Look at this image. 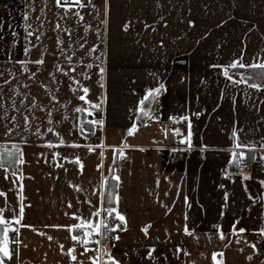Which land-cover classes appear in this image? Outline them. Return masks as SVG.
I'll return each instance as SVG.
<instances>
[{
    "label": "crops",
    "instance_id": "1",
    "mask_svg": "<svg viewBox=\"0 0 264 264\" xmlns=\"http://www.w3.org/2000/svg\"><path fill=\"white\" fill-rule=\"evenodd\" d=\"M25 3L0 0V72L5 77L12 73L9 84L21 86L22 91L28 90L22 88L28 73L14 61H32L46 48L44 71L37 75L51 82L47 72L62 59L50 54L56 50V33L51 27L58 19L51 4L46 9L49 19L41 41L37 43L34 33L29 41L36 47L28 55L23 52L29 46L24 39ZM94 3L95 9L81 10L84 22L76 26L72 36L79 42H83L80 37H86V48L94 45L84 63L75 65L80 72L89 73L90 79L85 80L82 74L77 79L90 91L75 93L69 87L74 82L60 73H54L59 85L51 84L50 90L59 97V103L52 102V119L61 120L65 115L68 119L48 125L44 113L37 111L40 123L46 125L41 127L43 137L32 134L36 122L28 133L17 128L5 136L10 119L0 120V145L17 143L25 161L11 165L7 174L0 169V208L4 209L0 215L11 220L19 213V205H24L20 223L12 221L8 233L12 255L5 257L4 264H91L88 256L97 246L89 244V252L84 253L83 246L71 239L82 230L69 233L67 227L53 226L79 222L73 212L90 217L93 205L99 204L94 192L104 191L105 178L114 163V175L120 178L116 210L125 216L126 223L121 222L123 226L115 234L120 239L108 247L122 264H215L214 252L222 264H264V235L255 231L264 228V187L260 184L264 166L253 162L249 153L245 167L229 169L231 152L240 151L234 145L237 137L240 142L257 145L258 159L264 152L259 149L264 143V90L236 84L223 75L233 60L264 62V0H108L107 7L104 0ZM42 6L37 0L30 10L33 17L39 15ZM189 20L194 23L189 24ZM124 24L129 25L127 30ZM32 28H37L36 23ZM13 32L18 35L13 37ZM61 36L65 44L69 43L66 35ZM73 51L74 59H79L84 50L72 43L64 54ZM86 63L93 67L85 69ZM101 66L103 74L99 72ZM28 67L35 70L36 65L29 63ZM231 69L235 79L241 75L246 79L244 74L234 75ZM160 84L164 87L156 99L150 98L143 106H151V116L142 115L137 111L139 101ZM4 91L8 93L7 86ZM31 91L43 103L49 102L35 84ZM78 95H86L100 108L80 101ZM77 106L89 108V112L76 113L72 109ZM84 114L87 122L103 119L104 124L92 125L91 134L82 135ZM8 115L10 118L11 109ZM17 117L19 121V114ZM133 123L137 127L129 133ZM47 127H55L67 144L47 147L46 140L54 145L59 140ZM172 127L183 129L187 139L178 143L170 133ZM21 135L28 143H20ZM73 142L80 147L70 146ZM55 152L60 155L53 159ZM77 156L82 169L75 163ZM241 171L250 178L242 180ZM250 197L256 198L255 202ZM88 199L92 204L86 202ZM185 225L193 235L184 232ZM214 225H220L223 240ZM233 226L245 231L233 232ZM12 228L18 229V234ZM253 243L256 249L251 247ZM153 245L155 259H150L146 254ZM73 246L76 261L67 252ZM177 246L181 251L174 255ZM219 253H223L222 258Z\"/></svg>",
    "mask_w": 264,
    "mask_h": 264
},
{
    "label": "snow or ice",
    "instance_id": "2",
    "mask_svg": "<svg viewBox=\"0 0 264 264\" xmlns=\"http://www.w3.org/2000/svg\"><path fill=\"white\" fill-rule=\"evenodd\" d=\"M37 0H26L25 3V11L23 12V23H24V29H25V41L28 42L29 46L25 47L23 49V52L25 55L30 54V49L36 47L35 44H32L29 41V37H32L35 33V40L37 43L41 41V37L45 34L44 33V27L48 21V16L46 9L49 8V5L51 4L52 6L55 7L56 11L54 13V16L57 17L58 19L53 23L51 27V31L56 33L55 37V51L50 53L51 55L54 56H61L62 59L59 62H54L52 65L53 71H48L47 76L51 78V82H45L43 79H38V73L44 71V65H45V54L47 53V49L44 48L38 58L32 60V61H25V60H20V61H14L15 63H19L21 65V68L24 73H28V76L26 77L27 83H24L22 85L23 89H28L27 91H22L21 86L16 85V84H9V80L12 79V73H8L7 77H5V74L3 72H0V120H9L10 119V124L11 126H5V131L4 135L9 136V134L14 132V129H20L21 132L23 133H28L30 129L34 127L33 122L35 123V130L32 133L33 135L43 137L44 133L41 131V127H46V125H42L40 123V117L36 115V112H42L44 113V119L47 120L48 125H54V124H59L63 120H67L68 116L65 115L62 117L61 120H53L52 119V111L53 108L55 107V104L52 102H57L59 103V97L51 91V84L55 83L57 86L60 83V80L57 78V76L54 73H60L62 77H66L69 81H73L74 85L72 83L69 84L70 89H72L75 93L83 92L84 94H87L90 89L88 86L84 85L79 79H77L78 75H83L85 80L90 79L89 73L87 71L80 72L78 68L75 65H80L81 63H84V57H87L93 50L94 45H90L89 47H85L87 44V38L86 37H80V40L83 42H79L77 40H73L72 36L76 31V26L78 24H82L84 22V12H82V9L86 8H92L95 9V3L94 0H40L42 3V7L39 8V15H36L33 17L31 9H34L36 6ZM104 4L107 7L108 6V0H104ZM36 23L37 28L33 29L32 24ZM189 24H193L194 21L189 20ZM125 30L129 27L128 24H124L122 26ZM147 27V25H145ZM85 31H87V27H85ZM61 33L66 35L68 37L69 43L65 44L64 38L61 36ZM13 37L18 35L17 33L13 32ZM76 43L77 46L80 49H83V54L79 59H74L76 56V53L73 51L72 54L70 55H65L64 53L71 49V44ZM161 43H163L161 41ZM13 46H15V40H13ZM32 63L36 65L35 70H30L28 67V64ZM67 63V67L64 66V64ZM93 67L92 63H86L85 64V69H91ZM259 68L264 70V62H258L255 64H249L245 63L241 60H233L231 63L225 67V70L223 72V75L229 80L232 81L236 84H246L248 85L251 89L256 90V91H262L264 90V73H261V80L260 82H253L249 84V79H245L243 75H241L240 79H235L232 74L229 72V68ZM105 71L104 67H99V72L103 74ZM103 79V76L101 75V80ZM35 84L38 88L43 89L44 94L49 97V102L43 103L38 96L34 95L31 91V86ZM5 86L8 87V93L6 94L4 91ZM102 86V85H101ZM164 87L163 84H160L156 88H151L149 89L144 97L141 98L139 101V104L141 105L140 108L137 109L142 115L144 116H151V106L149 105L148 108H144L143 106L145 105V102L149 100L150 98L154 101L156 97L159 95L160 89ZM23 98H20V97ZM78 99L80 101H85L87 102L92 108H100V104H93L92 101L87 100L86 95H78ZM7 103V107H6ZM70 103V102H69ZM49 104H52V107H49ZM25 109L24 111L21 110V107ZM9 109L12 110V115L9 118L8 112ZM76 113H81V112H89V108H84V107H74L72 109ZM17 114H19V121ZM196 115H199V113H196ZM152 119H156V117H151ZM181 119H187V117H181ZM22 122V126H21ZM88 123L90 125H103L104 121L103 119L100 120H89ZM75 127V125H74ZM136 124L133 123L131 128L129 129V133H131L135 128ZM48 132L54 134L55 136L59 137L58 140V145H54L53 141L51 140H46L45 144L47 147L52 148L54 146H60V145H66L67 142L63 137L60 136V133L56 130L55 127H47ZM81 134H84L85 129L83 127L80 128ZM91 131V129H89ZM178 131V130H177ZM71 134V132H69ZM191 132H189L188 136L190 137ZM233 136L236 137V131H233ZM187 139V138H185ZM264 140V137L261 138ZM20 143H28V140L26 136L21 135L20 136ZM190 144V141H189ZM234 145L236 149H240V151H232L231 156L232 159L229 161L230 164L235 163L240 167H245V161L249 158V153H251V160L255 163H259L260 165L264 166V152L259 153V159H258V153H257V145L252 142L244 143L240 142L238 137L234 141ZM72 147H80L79 144H75L74 142L71 143ZM127 147V145H125ZM244 149H248L249 152L246 153ZM259 149H264V143H260ZM88 150L92 151V147L88 146ZM53 159H55L57 156L60 155V153L55 152L52 154ZM119 155L123 157L125 155L123 149H120ZM24 152L23 149L19 147V145L15 142L11 143V147H8L7 144L0 145V169H3L5 173L9 171V168L11 165L16 164V165H22L25 163L24 159ZM65 160H68V156L63 157ZM75 163L78 165H81L82 169V164L80 161V158L77 156L74 158ZM99 167V165H97ZM264 170V168H262ZM67 171V169H65ZM13 176H16V172L13 171L11 173ZM227 174V173H226ZM240 177L242 180H247L250 177L246 175L243 171L239 173ZM7 178V175L6 177ZM21 179L23 178L22 176L20 177ZM117 183L116 187H119V176L113 175L112 177ZM167 179V178H166ZM107 178H105V181ZM260 184L262 187H264V180H260ZM22 187V186H21ZM78 190L80 188L79 185L74 186ZM223 187V186H221ZM245 191H247V188L245 187ZM2 194V193H0ZM94 194L98 195L99 198V204L93 205V211L91 212V215L89 218H84L81 216H78L75 212L71 213L73 217L76 218L77 221L79 222H74L72 224L66 225V226H60V225H54L53 227H67L69 233H72L73 230H82V234H74L71 235V239L84 248V253L89 252V247L88 245L90 243H95L96 245H100V240L99 239H94V234L97 236H100L104 239H107L111 233L115 231L116 228L121 227L119 223L116 224H110L109 223V217H112V214L115 213V218L120 221V222H125L126 223V218L124 215H122L119 211L116 210L113 204V200L115 199L116 201L119 200V195L114 194L112 191H108L105 189L102 192H94ZM228 193L225 192V199H227ZM105 198L107 199V204L109 205L108 207H104V202ZM250 199H253V202H255L256 198L250 197ZM185 201L187 202V197H185ZM89 204H92L91 199H88L86 201ZM68 207L71 208L72 204L69 202ZM4 209L0 208V213H2ZM107 213L106 216H102L101 212ZM24 212V205L20 204L19 205V213L14 214L11 218V220L6 219L3 215H0V225H4L3 227V239L0 240V264H4V257L11 258L12 253L9 251L8 248V233L10 230V227L12 226V221H15L16 224L20 223V219L23 216ZM67 214V213H66ZM223 214V213H221ZM91 217H96L95 220H93ZM187 219V217H185ZM24 227H32L31 225H23ZM218 230V238L223 240L225 238L224 233L220 231V225H214ZM13 231L17 232L18 234V229L12 228ZM184 232L189 235H193V231L190 230L187 225L184 226ZM145 234L147 235V227L143 229ZM239 231V232H244V228H235L233 226V232ZM255 231H259L261 235H264V228H259L256 229ZM51 239V237H49ZM113 239L119 240L120 237L118 235L114 236ZM16 243H20V241H16ZM114 246V245H113ZM227 247V245H225ZM251 247L253 249H256V244L253 243L251 244ZM63 248V246H61ZM75 246L70 247L67 249V252L69 256L71 257L72 261H76L77 257L74 253ZM155 250V246H150L148 252H147V257L150 259H155L153 256V252ZM94 252L93 255L88 256V260L91 261V264H108V262H111V264H122V262L118 259H116L112 254H111V249L108 246L101 245L100 247H97L92 250ZM181 251L179 246H177L174 255ZM84 253H81L83 255ZM127 255V253H125ZM184 255H188V252L184 250ZM217 253L212 254V259L215 262V264H222V259L220 261H217ZM219 256L222 258L223 253H219ZM252 257L249 256L248 259H251ZM165 260H167V257H165ZM79 264H83V261H80Z\"/></svg>",
    "mask_w": 264,
    "mask_h": 264
},
{
    "label": "trees",
    "instance_id": "3",
    "mask_svg": "<svg viewBox=\"0 0 264 264\" xmlns=\"http://www.w3.org/2000/svg\"><path fill=\"white\" fill-rule=\"evenodd\" d=\"M232 73L234 75H240V74H244L246 79H249L251 77V79H249L250 83L253 82H260L261 80V73H264V70L259 69V68H233L231 69ZM82 127L85 129L84 133L85 134H91L92 130L89 131V129L92 128V125H90L87 121H86V116L85 114L82 115ZM171 133V130H170ZM172 134V133H171ZM14 165V164H13ZM114 168H115V163L112 165V168L109 172V174L106 176L107 180L105 181L104 184V190L107 189L108 191H112L114 194H117V187H116V181L112 178L114 175ZM230 170H240V167H238L237 164L232 163L229 167ZM109 205L107 204V199L105 198V202H104V207H108ZM112 206H114L116 208V200H113V204ZM107 213L102 212V216H106ZM109 223L110 224H116L119 223L121 225V227L116 228L115 231L111 234L115 235L116 232L122 228V223L120 221H118L115 218V213L112 214V217H109ZM2 231H3V225H0V240H2ZM76 233H79V231H75ZM107 241V240H105ZM4 262H5V257L3 258ZM108 264H111V262H108Z\"/></svg>",
    "mask_w": 264,
    "mask_h": 264
},
{
    "label": "built area",
    "instance_id": "4",
    "mask_svg": "<svg viewBox=\"0 0 264 264\" xmlns=\"http://www.w3.org/2000/svg\"><path fill=\"white\" fill-rule=\"evenodd\" d=\"M171 133L174 135V137L176 138V141L178 143H181V140L184 139L185 136H186V132L183 129H180L178 127H172ZM114 236L115 235L110 234L107 239H104V238L94 234V239H99L100 240V245H96L94 242L90 243V244L95 245L97 247H100L101 245L112 246L113 243H114V240H115V239H113ZM105 240H107V241H105Z\"/></svg>",
    "mask_w": 264,
    "mask_h": 264
}]
</instances>
